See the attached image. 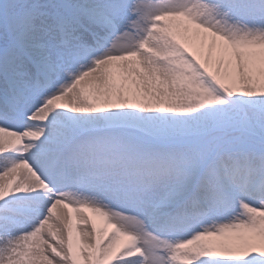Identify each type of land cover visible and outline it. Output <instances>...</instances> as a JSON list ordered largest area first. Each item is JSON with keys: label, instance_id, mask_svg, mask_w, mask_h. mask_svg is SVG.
Returning a JSON list of instances; mask_svg holds the SVG:
<instances>
[{"label": "snow or ice", "instance_id": "obj_1", "mask_svg": "<svg viewBox=\"0 0 264 264\" xmlns=\"http://www.w3.org/2000/svg\"><path fill=\"white\" fill-rule=\"evenodd\" d=\"M0 264H264V0H0Z\"/></svg>", "mask_w": 264, "mask_h": 264}]
</instances>
